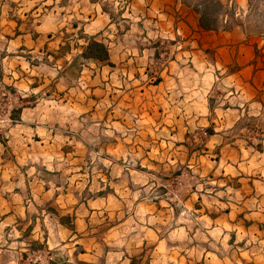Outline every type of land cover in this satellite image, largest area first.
Returning <instances> with one entry per match:
<instances>
[{
	"label": "rangeland",
	"instance_id": "374dc122",
	"mask_svg": "<svg viewBox=\"0 0 264 264\" xmlns=\"http://www.w3.org/2000/svg\"><path fill=\"white\" fill-rule=\"evenodd\" d=\"M191 1L264 71V0ZM86 7L0 0V264H264L261 74L158 88L163 57L91 58L115 41Z\"/></svg>",
	"mask_w": 264,
	"mask_h": 264
},
{
	"label": "crops",
	"instance_id": "0c3cea01",
	"mask_svg": "<svg viewBox=\"0 0 264 264\" xmlns=\"http://www.w3.org/2000/svg\"><path fill=\"white\" fill-rule=\"evenodd\" d=\"M92 1L83 0L87 4L83 11H87V18L94 21L93 25L105 23V27L110 29L115 39V49L111 44L109 50L110 58L114 56L113 51L120 50L126 56L133 52L137 56L167 59L159 69L162 79L156 86L158 88L165 86L167 91L168 87L171 88V82L175 81L170 80V84H167L169 80L166 79H173L174 75L179 74L209 78L211 86L220 81L236 88L240 81L254 83L256 79L253 76L260 74L264 82V71L255 62L254 41L240 33L239 26L205 28L201 24V6L191 0H128L129 6L117 8L115 13L105 12ZM77 9H80V5ZM62 11H65L62 21L70 19V8L63 7ZM91 12L95 14L89 16ZM77 17L83 16L77 13ZM122 42L131 43L132 47L127 46L124 50ZM218 64L223 71L217 67ZM181 83L186 91H191L197 82L190 85ZM202 89L198 88L199 93ZM58 227L60 231H65L63 224ZM74 245L80 246L79 241Z\"/></svg>",
	"mask_w": 264,
	"mask_h": 264
},
{
	"label": "trees",
	"instance_id": "16d2710c",
	"mask_svg": "<svg viewBox=\"0 0 264 264\" xmlns=\"http://www.w3.org/2000/svg\"><path fill=\"white\" fill-rule=\"evenodd\" d=\"M208 17H207V15H206V13H203V12H201V24L205 27V28H211L212 26L211 25H209V22H208V19H207ZM91 49H96V50H105V47L102 45V44H100V43H93L91 46ZM93 50H91V51H93ZM93 55L94 56H92L91 58H95V59H99V60H108L109 59V56H108V53H107V51H106V53H105V55L104 56H102V55H96L95 53H94V51H93Z\"/></svg>",
	"mask_w": 264,
	"mask_h": 264
},
{
	"label": "clouds",
	"instance_id": "9594fccd",
	"mask_svg": "<svg viewBox=\"0 0 264 264\" xmlns=\"http://www.w3.org/2000/svg\"><path fill=\"white\" fill-rule=\"evenodd\" d=\"M236 15H237L238 18L241 17V15L247 16L248 15V11L246 9H242V12L241 11H237ZM217 67L221 69V65L220 64H218ZM245 256H247V253H245Z\"/></svg>",
	"mask_w": 264,
	"mask_h": 264
}]
</instances>
